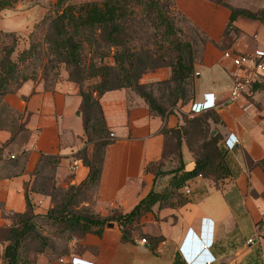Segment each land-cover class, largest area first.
Returning <instances> with one entry per match:
<instances>
[{"label":"crops","instance_id":"0c3cea01","mask_svg":"<svg viewBox=\"0 0 264 264\" xmlns=\"http://www.w3.org/2000/svg\"><path fill=\"white\" fill-rule=\"evenodd\" d=\"M228 3L252 11L264 10V0ZM175 4L205 39L199 48L189 40L197 50L194 98L161 116L151 114L145 100L129 88L102 96L101 105L114 141L106 149L93 210L103 217L113 209L126 213L150 191H162L168 185L172 175L156 177L146 167L162 157L163 129L183 126L192 104L203 102L207 93H213L216 101V107L210 109L218 118L211 121L213 134H220L224 148L226 141L229 145L236 142L233 149H226L231 175L219 187L197 176L182 189L189 198L185 205H156L141 222L140 232L147 237L146 243L141 235H136L133 243L123 241L120 226L112 222L113 227L106 226L102 237L87 234L74 239L70 255L51 262L42 254L39 264H71L73 257L93 264H202L199 262L205 259H211L210 264H264V169L258 164L264 160V78L251 95L232 99L230 91L242 69L223 57L220 44L229 9L210 0H175ZM235 25L242 34L231 50L250 53L264 47V23L238 19ZM170 74V69L164 67L148 70L140 82L163 81ZM81 101L79 86L65 71L51 85L43 80H27L1 98L0 104L23 121L24 129L17 134H24V140H13L11 126L0 123V148L11 141L0 153V230L10 224L7 214L25 212L27 191L36 214L46 215L54 206L49 196L33 189L39 182L35 171L43 155L60 157L55 171L58 187L68 189L87 179L89 168L75 156L87 146L83 120L77 113ZM87 149L91 155L92 145ZM182 152L185 170L193 169L194 156L186 143ZM10 154H17L18 159H9ZM186 188L191 192L187 193ZM202 239L211 243L209 250L203 248ZM2 253L0 242V264Z\"/></svg>","mask_w":264,"mask_h":264},{"label":"trees","instance_id":"16d2710c","mask_svg":"<svg viewBox=\"0 0 264 264\" xmlns=\"http://www.w3.org/2000/svg\"><path fill=\"white\" fill-rule=\"evenodd\" d=\"M19 1L0 0V11L14 7ZM210 1L222 4L230 11L229 21L220 41L224 51L229 50L242 34L241 29L235 25L238 19L264 23V10L252 11L219 0ZM177 22L175 0H103L79 4L72 3L71 0H56L30 33V47L15 58L13 55L17 50L19 36L16 32L0 29V100L5 94L15 91L22 83L30 80L31 77L24 74L26 63L34 60L46 41L57 61L63 62L68 68L69 79L79 86L82 101L77 113L83 120L85 143L87 146L91 144L93 149L89 155L85 146L75 155L89 168L87 179L80 185H73L68 189L56 185L55 171L60 162L58 156L43 155L35 171L39 182H36L33 189L49 196L54 205L44 216L45 220L58 226L57 229L62 234L69 233V245L60 253L54 252V257L47 255L52 242L39 229V216L35 213L27 191L25 212L7 214L10 224L0 230L3 264H38V256L42 254H46L51 262L60 259L71 254L70 244L74 239L84 238L87 234L102 237L110 222H116L120 226L123 241L133 243L136 235L145 236L140 232L142 219L153 212L156 205L159 208L180 207L189 201L182 191L187 182L202 176L219 187L231 175L226 160L227 147L220 145L221 136L219 133L213 134L211 127V121H216L217 115L208 110L194 117L185 116V124L179 128L163 129L165 144L162 157L146 167V171L152 172L156 177L172 175L162 191H150L129 212L113 209L105 217L94 212V199L88 205H79L78 197L83 191L94 188L96 193L106 149L114 141L101 105V98L106 92L129 88L145 100L151 114L161 116L178 104L186 105L193 100L195 51L192 43L182 37V30ZM137 24L153 28L156 45L154 65H164L170 69L171 74L167 79L146 84L140 82L142 74L148 68L144 55L151 58L154 52L145 51L133 43ZM44 31L47 37L42 39ZM99 40L114 48V63L98 67L92 65L87 69L83 51L86 44ZM93 77H99L100 81L85 85V80ZM20 79L22 81L17 88H9L11 82ZM164 86L169 89L170 108L154 94V87L158 90ZM258 86L256 83L254 89ZM0 106L1 113L5 107L2 104ZM12 139L14 140V135ZM183 143H186L195 161L194 168L188 171L185 170L183 160ZM3 148H0V153ZM17 159L18 156L13 161ZM169 162L175 166L166 170ZM258 164L264 169V160ZM143 238L147 240V237ZM33 240L38 242L39 247L34 251L36 255L30 257L29 245ZM151 250H154L152 245Z\"/></svg>","mask_w":264,"mask_h":264},{"label":"rangeland","instance_id":"374dc122","mask_svg":"<svg viewBox=\"0 0 264 264\" xmlns=\"http://www.w3.org/2000/svg\"><path fill=\"white\" fill-rule=\"evenodd\" d=\"M86 1H103V0H71L72 3L79 4ZM224 3L231 2L232 0H219ZM56 0H20L15 4L14 7L9 9H4L0 11V29L9 32H16L19 36V42L17 46V50L14 53V58L19 55L24 49L30 47V33L34 30L35 25L38 24L44 16L49 12V10L53 7ZM178 27L182 30V37L186 40H191L196 48H199L200 45L205 41L201 32L191 26L187 19L178 11ZM47 33V32H46ZM47 37L45 35V31L42 39ZM41 39V40H42ZM154 30L152 27L143 26L137 24V34L133 43L137 47H142L145 51H152L154 55L145 58L147 70L142 74H144L150 70L154 71L158 68H168L167 66H160L158 64L154 65L155 48L154 44ZM46 43V44H45ZM44 47L40 50L38 55L34 58V60L26 63V69L24 74L31 77L30 80H43L46 81L47 85L53 84L56 80H58L65 71L69 75V70L63 62L57 61L56 56L51 52V49L48 47L47 42L45 41ZM195 49V48H194ZM197 50L195 49V53ZM113 54L114 48L109 47L103 41H96L93 44H86V48L83 51V58L86 63V68L92 67V65H96L97 67L102 64H113ZM197 57V56H196ZM87 73L89 70L86 71ZM22 79L15 80L10 83L9 88L15 89L18 84L21 83ZM100 78H89L85 80V85L93 84L99 82ZM141 81V79H140ZM153 83V82H151ZM154 94L165 106L171 107L169 100V89L167 87H160L157 90V87H154ZM1 107V106H0ZM2 112L0 113V123L11 126L14 134V140H24V134L18 135L23 130V121L19 119L17 114H13L9 112L6 108H2ZM1 111V109H0ZM199 139V137H198ZM175 166L174 163H168L166 170H171ZM95 189H87V191H83L78 200L80 201V206L85 205L84 203H91L95 198ZM37 222L39 225V229L41 232L46 233L51 239V247L49 248L47 255L54 257L55 253H60L64 250L67 245H69L68 234H62L58 231L57 227L54 223H47L45 220V214H38ZM39 244L37 241H32L29 245L30 249V257L36 255L34 252L35 249H38ZM46 255V254H44ZM46 255V256H47ZM36 257V256H35ZM39 258V256H38ZM39 264V263H38Z\"/></svg>","mask_w":264,"mask_h":264},{"label":"built area","instance_id":"2783aa9c","mask_svg":"<svg viewBox=\"0 0 264 264\" xmlns=\"http://www.w3.org/2000/svg\"><path fill=\"white\" fill-rule=\"evenodd\" d=\"M223 57L232 62V65L237 69H242L241 76H237L234 84L231 88L230 95L232 99L239 98L244 95H251L254 91L255 84L264 78V47L258 48L250 53H237L231 49L223 52ZM198 75V73H196ZM213 93L205 94V99L203 102L193 103L190 109V116L194 117L196 115L201 114L207 110L213 109L216 107V101L213 97ZM111 137L114 136L113 133L110 134ZM236 142L229 145L228 142H225V146L229 149H233L235 147ZM28 149H25L26 152ZM17 157V154H10L9 159L13 160ZM73 170L76 167L72 168ZM186 192L190 193L191 190L186 188ZM261 221L264 223V212L261 215ZM264 233V230H263ZM143 243H146L147 240L145 238L142 239ZM252 242V240H250ZM203 248L209 244L204 245L201 243ZM208 264L211 263V259L202 260V262H206ZM71 264H93L83 258L73 257L71 258Z\"/></svg>","mask_w":264,"mask_h":264},{"label":"clouds","instance_id":"9594fccd","mask_svg":"<svg viewBox=\"0 0 264 264\" xmlns=\"http://www.w3.org/2000/svg\"><path fill=\"white\" fill-rule=\"evenodd\" d=\"M203 241H204V240L202 239V243H203L204 245L209 244V245L206 246V248H205L206 250H209V248L211 247V243L209 242V240H206V241H204V242H203ZM198 261H199V260H198ZM198 261H196V262H198ZM199 263H202V264H208L207 261H206V262H202V261H201V262H199Z\"/></svg>","mask_w":264,"mask_h":264},{"label":"water","instance_id":"95a60500","mask_svg":"<svg viewBox=\"0 0 264 264\" xmlns=\"http://www.w3.org/2000/svg\"><path fill=\"white\" fill-rule=\"evenodd\" d=\"M214 133H215V131H214ZM107 227H113V223L112 222L108 223Z\"/></svg>","mask_w":264,"mask_h":264}]
</instances>
